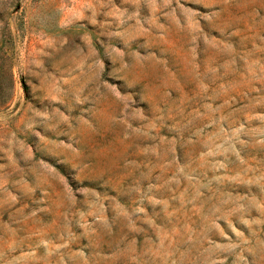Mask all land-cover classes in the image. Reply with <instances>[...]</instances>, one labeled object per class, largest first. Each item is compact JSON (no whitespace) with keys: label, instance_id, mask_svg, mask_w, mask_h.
I'll return each instance as SVG.
<instances>
[{"label":"rangeland","instance_id":"obj_1","mask_svg":"<svg viewBox=\"0 0 264 264\" xmlns=\"http://www.w3.org/2000/svg\"><path fill=\"white\" fill-rule=\"evenodd\" d=\"M0 264H264V0H0Z\"/></svg>","mask_w":264,"mask_h":264}]
</instances>
